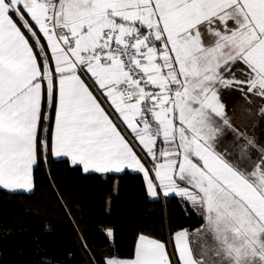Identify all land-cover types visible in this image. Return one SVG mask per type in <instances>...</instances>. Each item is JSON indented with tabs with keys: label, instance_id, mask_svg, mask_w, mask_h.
<instances>
[{
	"label": "snow or ice",
	"instance_id": "obj_1",
	"mask_svg": "<svg viewBox=\"0 0 264 264\" xmlns=\"http://www.w3.org/2000/svg\"><path fill=\"white\" fill-rule=\"evenodd\" d=\"M48 154L203 221L89 264H264V0H0V187Z\"/></svg>",
	"mask_w": 264,
	"mask_h": 264
},
{
	"label": "trees",
	"instance_id": "obj_2",
	"mask_svg": "<svg viewBox=\"0 0 264 264\" xmlns=\"http://www.w3.org/2000/svg\"><path fill=\"white\" fill-rule=\"evenodd\" d=\"M33 177L30 193L0 188V264L127 258L139 234L168 241L181 227L203 223L178 197L150 198L142 175L129 170L85 173L68 159L48 154ZM108 228L114 231V242L106 235Z\"/></svg>",
	"mask_w": 264,
	"mask_h": 264
},
{
	"label": "crops",
	"instance_id": "obj_3",
	"mask_svg": "<svg viewBox=\"0 0 264 264\" xmlns=\"http://www.w3.org/2000/svg\"><path fill=\"white\" fill-rule=\"evenodd\" d=\"M226 99L228 100V102L229 103H234V102H236V100H237V96L236 95H233V96H229V97H226ZM54 158H57V157H55V156H53ZM60 158H64V157H60ZM67 159V158H66ZM81 167V169H82V166H80ZM83 170V169H82ZM129 171H131V170H129ZM90 172H92V171H90ZM131 172H133V171H131ZM95 173H97V172H95ZM100 174H107V173H100ZM142 175V174H141ZM1 189H4V188H2V187H0ZM4 190H6V191H9V192H25V193H30V192H28V191H24V190H16V191H12V190H8V189H4Z\"/></svg>",
	"mask_w": 264,
	"mask_h": 264
}]
</instances>
